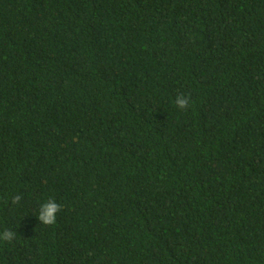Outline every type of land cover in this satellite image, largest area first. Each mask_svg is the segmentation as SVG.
<instances>
[{
  "label": "trees",
  "instance_id": "1",
  "mask_svg": "<svg viewBox=\"0 0 264 264\" xmlns=\"http://www.w3.org/2000/svg\"><path fill=\"white\" fill-rule=\"evenodd\" d=\"M5 230L0 264H264V0H0Z\"/></svg>",
  "mask_w": 264,
  "mask_h": 264
},
{
  "label": "clouds",
  "instance_id": "2",
  "mask_svg": "<svg viewBox=\"0 0 264 264\" xmlns=\"http://www.w3.org/2000/svg\"><path fill=\"white\" fill-rule=\"evenodd\" d=\"M175 104L179 109H186L189 106V98L180 93L176 96ZM21 199L20 196L13 197L12 202L17 203ZM60 211V205L54 200L50 199L48 202L41 205L38 212V219L44 225H52L56 223V214ZM14 238V233L5 230L0 234V239L11 241Z\"/></svg>",
  "mask_w": 264,
  "mask_h": 264
}]
</instances>
